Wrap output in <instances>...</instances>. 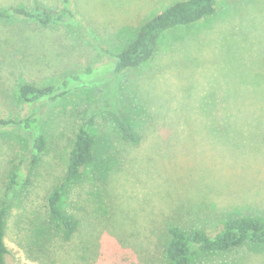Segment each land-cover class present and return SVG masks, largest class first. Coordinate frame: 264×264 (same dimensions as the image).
I'll use <instances>...</instances> for the list:
<instances>
[{"label":"rangeland","instance_id":"1","mask_svg":"<svg viewBox=\"0 0 264 264\" xmlns=\"http://www.w3.org/2000/svg\"><path fill=\"white\" fill-rule=\"evenodd\" d=\"M180 1L72 0L75 17L61 25L0 19V118L33 109L47 141L31 169L30 132L0 131L7 264H162L172 224L213 232L237 216L264 220V0H220L214 15L163 34L144 64L112 69L140 28ZM37 3L62 6L0 7ZM87 68L92 78L61 98L30 107L20 97L23 82L58 84ZM119 113L139 144L122 139ZM90 115L95 154L63 198L80 221L66 240L48 199ZM19 159L31 183L12 190L8 174ZM191 264H264V246L195 251Z\"/></svg>","mask_w":264,"mask_h":264},{"label":"trees","instance_id":"2","mask_svg":"<svg viewBox=\"0 0 264 264\" xmlns=\"http://www.w3.org/2000/svg\"><path fill=\"white\" fill-rule=\"evenodd\" d=\"M220 0H183L161 13L155 15L139 30L137 36L120 52L117 61L112 64L116 74L136 68L150 60L157 50L163 34L174 28L196 24L217 12ZM72 0H62L59 9H50L40 3L34 8L0 7V19L23 17L39 24L61 25L75 17ZM94 70L87 68L84 74H72L58 84L39 86L32 82H23L19 93L21 99L32 106L43 99H57L68 94L79 82L92 78ZM95 116L90 115L84 121L69 153L67 170L48 199V207L56 222V230L64 239H70L78 230L79 219L62 205L63 198L69 187L82 175L94 158L96 138L92 133ZM116 123L123 140L131 144H139L142 135L134 130L122 113L116 115ZM10 126H19L31 134L33 149L32 166L40 153L47 148V141L40 127V116L35 110L19 119L0 118V131ZM10 188L18 190L21 186L29 185L31 177L25 173L23 160L11 163L8 174ZM104 199V195L101 196ZM9 205L0 204V264H7L6 258L10 254L6 243L7 219ZM169 242L166 259L162 264H191L195 251L203 253L223 252L246 243L264 246V220L257 217L237 216L230 218L223 225L211 232L204 229L186 231L178 225L172 224L168 228Z\"/></svg>","mask_w":264,"mask_h":264}]
</instances>
